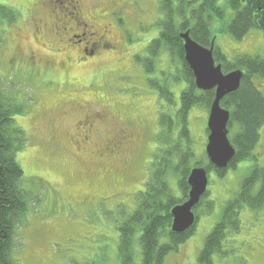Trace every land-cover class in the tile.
I'll return each instance as SVG.
<instances>
[{
  "label": "rangeland",
  "instance_id": "1",
  "mask_svg": "<svg viewBox=\"0 0 264 264\" xmlns=\"http://www.w3.org/2000/svg\"><path fill=\"white\" fill-rule=\"evenodd\" d=\"M69 2L78 3L80 23L88 27L64 17ZM114 3L118 8L107 12L116 27H110L106 40L116 44L86 58L79 52L97 43L96 37L112 24L106 10ZM0 5L15 16L14 22H0V86L5 98L23 107L14 117L25 134L16 161L28 194L26 211L15 228L12 257L17 264H118L116 226L122 213L134 212L133 200L144 189L153 153L163 147L157 140L159 114L175 121L186 88L164 51H159L151 75L134 62L136 55L148 56V41L160 32L157 0H0ZM219 5L229 23L233 11L223 0ZM219 26L215 22L211 27L215 45L229 61L238 54L264 56L262 31L250 30L238 41L218 34ZM16 49L37 64L20 61ZM67 57L74 65L66 63ZM60 63L67 65L66 74L55 68ZM148 79L166 84L173 103L161 98ZM253 82L264 96V78L254 76ZM207 113L197 106L188 112L191 167L207 164ZM236 132L234 126L229 137ZM259 134L253 157L222 178L208 174L205 201L213 202V209L207 215L198 211L193 235L163 264H199L204 241L226 202L251 167H264V126ZM121 135V146L112 151V142ZM176 181L170 174L168 184L179 197ZM138 236L132 244L133 264H141ZM221 251L213 255V264H264V210L243 208L239 232L227 235Z\"/></svg>",
  "mask_w": 264,
  "mask_h": 264
},
{
  "label": "trees",
  "instance_id": "2",
  "mask_svg": "<svg viewBox=\"0 0 264 264\" xmlns=\"http://www.w3.org/2000/svg\"><path fill=\"white\" fill-rule=\"evenodd\" d=\"M219 1L157 0L161 15V20L157 21L160 32L156 38L148 41L145 49L147 57L134 56V62L147 75H151L155 73V60L159 57V51H164L176 67L177 78L180 79L178 81L183 82L186 88L180 94L175 121L168 114H159L160 130L157 140L163 147L159 148V145L153 153L144 189L133 200L134 212L122 213L121 222L116 226L119 235L118 264H133L132 244L137 234L141 264H163L167 255L176 252L193 235L196 218L200 213L198 211L202 209L203 214H200L207 215L213 209V202L205 201L208 195L206 191L193 209L194 225L183 234L171 232L170 210L186 200L189 191L186 180L190 170L201 167L190 166L194 155L187 126L188 112L197 106L209 113L214 100V90L201 92L196 89L192 72L184 61L183 42L179 35L188 31L192 41L210 48L215 39L211 29L215 22L221 24L216 31L218 34L227 33L238 41L250 30H259L264 34V0H223L224 5L233 11L229 23H225L226 12ZM114 4L106 12L118 8L119 4ZM79 11L71 2L62 10L67 20L75 22L79 18ZM14 20L13 12L0 5V22L11 23ZM213 58L215 64L221 65L224 74L235 70L243 73L239 89L226 96L220 104L230 113L228 130L237 127L234 137H229L235 149L234 159L226 170H216L208 162L202 166L207 174L214 172L218 178H222L229 169H235L237 163L253 157V150L259 142V131L264 126V96L259 91V86L253 82V77L264 78V56L238 54L229 61L214 42ZM81 62L86 63L83 58ZM72 64L74 65L73 61ZM67 70L66 68L63 74ZM147 82L158 89L161 98L166 99L169 104L173 103V95L166 84L149 79ZM13 102L5 98L0 86V264H17L12 257L14 233L17 222L26 211L28 199L23 187V171L16 161V154L25 143V134L16 125L14 117L23 111V107ZM171 172L177 178L179 197L172 193L168 184L169 175L174 177ZM243 208L264 210V167H251L243 177L239 190L226 202L220 221L204 241L198 256L199 264H213L212 257L222 253V244L227 235L239 232L240 212Z\"/></svg>",
  "mask_w": 264,
  "mask_h": 264
},
{
  "label": "water",
  "instance_id": "3",
  "mask_svg": "<svg viewBox=\"0 0 264 264\" xmlns=\"http://www.w3.org/2000/svg\"><path fill=\"white\" fill-rule=\"evenodd\" d=\"M179 38L183 42L184 60L192 72L196 89L201 92L214 90V100L207 119L205 156L212 168L226 170L234 159L235 149L228 137L230 113L220 104L226 96L239 89L243 73L235 70L224 74L221 65L215 64V39L212 40L210 48H205L192 41L188 32L180 34ZM186 182L189 187L186 201L170 211V230L175 234H183L194 225L193 209L207 191L208 174L204 168L195 167L190 170Z\"/></svg>",
  "mask_w": 264,
  "mask_h": 264
},
{
  "label": "flooded vegetation",
  "instance_id": "4",
  "mask_svg": "<svg viewBox=\"0 0 264 264\" xmlns=\"http://www.w3.org/2000/svg\"><path fill=\"white\" fill-rule=\"evenodd\" d=\"M62 1V0H61ZM72 4H73V6L76 8V10L78 9V3L77 2H72ZM79 17H80V11H79ZM76 23H77V25L78 26H83V28H85V27H88V26H86V25H84V24H82L81 25V23H80V20H79V18H78V20L76 21ZM110 25H107L104 29H103V31H102V37H96V40H97V43H92L91 44V46H90V48H91V53L88 55H84L86 58H88V57H93V55H95V50H97L98 48H102L103 50L105 49V48H107L108 46H113V45H115L116 44V42H112V43H108L107 42V40H106V38H107V35L109 34V29H110ZM114 28H115V26H114ZM83 36H85L84 34H82L80 37H79V40H80V42H81V39H83ZM121 39V38H120ZM79 53H81V52H79ZM17 54V56L20 58V61H23V62H25V63H28V64H30V65H36L37 63H36V61H35V58L34 57H30V58H25L24 56H22L21 54H19L18 52L16 53ZM78 59V58H77ZM79 60L81 61L82 60V58H79ZM45 61H43V62H41V63H44ZM66 63H68L69 65H71V63H72V59L70 58V57H67L66 58ZM66 64L63 66V63H60L58 66H56L55 68H58L59 70H61V71H63L64 72V70H66ZM79 109H81V107H79ZM90 117V114L88 115V117H86V118H89ZM80 127H81V125H80ZM123 138H124V135H121L119 138H117V139H115L114 141L115 142H112L113 143V145H112V151H115V149L117 148V147H119V146H121V144H122V140H123ZM79 143H80V145H82V143H81V141H79ZM118 145V146H117ZM109 147L111 148V145H109Z\"/></svg>",
  "mask_w": 264,
  "mask_h": 264
},
{
  "label": "bare ground",
  "instance_id": "5",
  "mask_svg": "<svg viewBox=\"0 0 264 264\" xmlns=\"http://www.w3.org/2000/svg\"><path fill=\"white\" fill-rule=\"evenodd\" d=\"M106 15H107V19H109L110 21H111V25L110 26H112V27H114L115 26V24H114V20H112L111 18H110V13H108V12H106ZM116 27V26H115ZM186 32H188V31H186ZM186 32H182L181 34H183V33H186ZM189 33V32H188ZM82 52H83V55H85L84 54V52H86V54H90L91 53V49H85V50H83V51H81V54H82ZM90 52V53H89ZM88 60V59H87ZM185 61V60H184ZM187 199V198H186ZM186 201V200H185ZM171 211V210H170ZM172 222V221H171Z\"/></svg>",
  "mask_w": 264,
  "mask_h": 264
}]
</instances>
